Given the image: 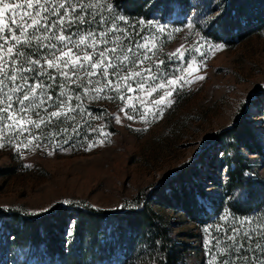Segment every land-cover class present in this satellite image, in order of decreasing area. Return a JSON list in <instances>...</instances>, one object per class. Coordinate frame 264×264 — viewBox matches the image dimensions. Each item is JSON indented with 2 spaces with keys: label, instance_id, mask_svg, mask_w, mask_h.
Wrapping results in <instances>:
<instances>
[{
  "label": "rangeland",
  "instance_id": "rangeland-1",
  "mask_svg": "<svg viewBox=\"0 0 264 264\" xmlns=\"http://www.w3.org/2000/svg\"><path fill=\"white\" fill-rule=\"evenodd\" d=\"M141 3L142 9L136 12L127 11L121 0H101L96 8L109 19L123 17V21L116 20L121 28L140 43L147 40L152 49L149 55H155L145 61L144 67L153 68V75L159 73V83L173 77H183L189 82L182 81L183 87L176 88L170 97L164 98L163 104L157 105L153 101L160 98L162 90L152 91L149 87L152 81L143 90L134 92H128L121 84L119 93L108 89L100 94L101 98L93 99L97 94H85V84L79 81L67 84L60 79L63 90L73 97L72 107L77 108L69 113L73 119L62 117L47 127L33 129L32 136L40 138L32 143L27 132L13 137L9 143L5 135L8 130L0 131V143L6 145L0 148V206L38 212L70 202L102 209L130 205L145 186L196 158L215 132L232 124L246 101L264 92L263 0L236 3L141 0ZM217 5H221L220 14L216 12ZM6 17L7 12L0 13V20ZM30 54L41 59L45 55L36 47L30 49ZM157 60L164 64L157 67ZM173 87L167 86L163 91H172ZM51 91L58 96L60 89ZM119 95L124 99H118ZM126 113L134 118L128 119ZM247 116L254 135L264 147V101L250 107ZM33 119L39 120L35 116ZM241 152L245 174L264 181V158L246 148ZM225 154L219 144L211 147L205 159L211 160V164H203L190 177L186 184L190 192L197 193L198 188L206 192L205 198L196 196L197 204L191 213L180 203L171 208L152 203L168 223L174 248L180 250L178 264H220L222 259L233 260L238 253H222L230 243L226 239L229 230L248 220L254 223L245 224L246 231L264 222V201L258 210L247 215L230 210ZM69 229L62 240L64 250L71 240ZM122 234L123 238L118 240L112 227L102 223L94 242L87 246L85 262L158 263L157 251L144 237L132 238L128 247V230ZM255 236L260 237L261 233L256 231ZM4 243L0 226V245ZM33 251L29 242L1 247L0 264L59 262L58 258L50 259L43 247L39 253ZM242 251L259 256L254 247Z\"/></svg>",
  "mask_w": 264,
  "mask_h": 264
},
{
  "label": "snow or ice",
  "instance_id": "snow-or-ice-1",
  "mask_svg": "<svg viewBox=\"0 0 264 264\" xmlns=\"http://www.w3.org/2000/svg\"><path fill=\"white\" fill-rule=\"evenodd\" d=\"M100 3L101 0H21L19 3L0 0V13L7 12V17L0 20V131L8 130L5 135L9 143L13 137L23 136L25 132L32 136L33 129L39 130L42 125L47 127L62 117L73 119L69 113L77 108L72 107L73 97L63 90L60 79L67 84H77V81L85 84V94H97L93 99L101 98L100 94L108 89L119 93L121 84L128 92H134L143 90L148 81H152L149 85L152 91L162 90L160 98L153 101L157 105L163 104L164 98L170 97L176 88L189 82L183 77H173L159 83V73L153 75V68L144 67L145 61L155 55H149L152 49L147 40L140 43L121 28L116 20L123 21V17L109 19L102 15L96 8ZM220 10L221 5H217V14ZM78 32L87 35L78 36ZM32 47L45 53L43 59L30 54ZM163 64L164 61L157 60V67ZM167 86H174L173 90L163 91ZM54 88L60 89L58 96L52 94ZM106 98L113 99L111 96ZM117 98L123 100L124 96ZM127 118L134 117L127 115ZM39 138V135L32 136L29 143ZM5 146L0 143V148ZM252 223L244 221L240 227L229 230L226 239L230 243L225 245L222 253L238 255L233 260L222 259L220 264H239L241 261L264 264V222L254 229L244 230L245 224ZM256 231L261 233L260 237L255 236ZM246 247H254L259 256L244 253L242 250Z\"/></svg>",
  "mask_w": 264,
  "mask_h": 264
},
{
  "label": "trees",
  "instance_id": "trees-1",
  "mask_svg": "<svg viewBox=\"0 0 264 264\" xmlns=\"http://www.w3.org/2000/svg\"><path fill=\"white\" fill-rule=\"evenodd\" d=\"M121 1L127 11L136 12L142 9L141 0ZM178 1L183 3L185 0ZM236 1L238 0H232V3ZM262 5L264 10V0ZM237 10L240 11L241 8L238 7ZM230 11L228 9V14ZM263 101L264 92L246 101L232 124L215 132L196 158L193 157L154 184L145 186L137 192L130 205L102 209L83 202H70L56 204L38 212L0 206V226L5 238V243L0 245V249L9 244L29 242L30 250L39 253L43 247L50 259L58 258V264H88L85 262L89 253L87 246L94 242L100 225L107 223L115 231L118 240L123 238V231L128 230V247L135 237H144L149 246L157 251V264H178L180 250L174 248L168 223L154 209L152 203L169 208L174 207L175 203H180L185 211L191 213L197 204L196 196L205 198L206 192L198 188L197 193H192L186 184L191 176L197 174L199 167L205 163L211 164V160H205L206 156L211 147L219 144L226 150L225 187L231 194L228 202L230 210L239 215L258 210L264 201V181L245 174L246 164L241 149L246 148L264 158V147L254 135L247 116L250 107L254 104L261 105ZM68 229L71 232V240L68 249L64 250L62 240L66 239Z\"/></svg>",
  "mask_w": 264,
  "mask_h": 264
}]
</instances>
